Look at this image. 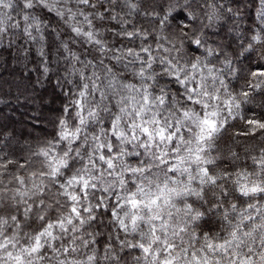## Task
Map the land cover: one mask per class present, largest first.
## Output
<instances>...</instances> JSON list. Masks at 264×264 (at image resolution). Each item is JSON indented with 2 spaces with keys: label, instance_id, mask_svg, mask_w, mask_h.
<instances>
[{
  "label": "snow or ice",
  "instance_id": "snow-or-ice-1",
  "mask_svg": "<svg viewBox=\"0 0 264 264\" xmlns=\"http://www.w3.org/2000/svg\"><path fill=\"white\" fill-rule=\"evenodd\" d=\"M166 2L149 13L140 0H0V39L12 28L40 41L42 72L49 25L36 9L95 53L81 61L61 41L82 68L69 73L79 83L55 134L33 153L39 167L0 154V264H264V148L250 167L213 154L232 120L248 129L236 135L264 136V120L242 113L264 91V64L238 91L224 79H239L234 58L257 45L264 60V28L229 56L196 26L201 0ZM221 56L217 68L210 58Z\"/></svg>",
  "mask_w": 264,
  "mask_h": 264
},
{
  "label": "trees",
  "instance_id": "trees-1",
  "mask_svg": "<svg viewBox=\"0 0 264 264\" xmlns=\"http://www.w3.org/2000/svg\"><path fill=\"white\" fill-rule=\"evenodd\" d=\"M141 8L149 13L160 12L167 7L166 0H140ZM200 19L195 21L197 27L203 23L207 46L233 56L255 33L264 28V0H201ZM70 7H75L70 4ZM231 9V12L228 11ZM49 27L44 33L42 42L46 52L48 72L41 70V57L38 55L41 42L27 39L22 31L9 28L3 39H0V154L20 163L31 161L32 167H39L38 159L33 155L45 141L52 139L56 132L62 107L67 103L66 93L79 83L72 72L73 65L82 68L76 61L66 56L61 41L68 43L73 53L81 61L92 59L95 55L90 46L71 33L69 27L54 12L35 10ZM215 13L212 20L202 15ZM180 17H177L179 19ZM18 18L13 13L15 23ZM154 17L138 14L135 21L145 28H154ZM35 34V33H34ZM257 50L245 53L235 59L241 73L239 79L226 73L225 82L230 89L238 91L245 84L246 73L258 65L264 64L260 59V46ZM201 51H203L201 49ZM212 59L215 67L221 68L220 60ZM91 69L85 70L87 75ZM71 81V82H69ZM242 113L247 118L264 120V91L251 95L250 101L242 106ZM242 120H232L226 130L216 141L214 155L223 158L228 164L231 154L236 153L240 159L237 166H251L250 156L259 155L264 148V136L257 132L252 135H236L247 131ZM134 255V254H133ZM127 264H133L132 255L125 256Z\"/></svg>",
  "mask_w": 264,
  "mask_h": 264
},
{
  "label": "rangeland",
  "instance_id": "rangeland-1",
  "mask_svg": "<svg viewBox=\"0 0 264 264\" xmlns=\"http://www.w3.org/2000/svg\"><path fill=\"white\" fill-rule=\"evenodd\" d=\"M69 6H70V4H69Z\"/></svg>",
  "mask_w": 264,
  "mask_h": 264
}]
</instances>
